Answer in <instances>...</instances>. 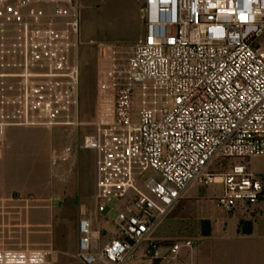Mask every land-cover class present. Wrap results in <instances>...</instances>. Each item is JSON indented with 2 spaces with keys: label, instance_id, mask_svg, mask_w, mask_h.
Here are the masks:
<instances>
[{
  "label": "built area",
  "instance_id": "1",
  "mask_svg": "<svg viewBox=\"0 0 264 264\" xmlns=\"http://www.w3.org/2000/svg\"><path fill=\"white\" fill-rule=\"evenodd\" d=\"M144 35L98 43L94 131L98 214L113 232L78 224L82 264H194L198 239L157 229L189 187L221 184L217 208L231 214L264 196V180L222 159L264 155V0H144ZM79 0H0V146L10 127L77 126L82 45ZM109 55V56H108ZM0 264H52L45 254Z\"/></svg>",
  "mask_w": 264,
  "mask_h": 264
},
{
  "label": "rangeland",
  "instance_id": "2",
  "mask_svg": "<svg viewBox=\"0 0 264 264\" xmlns=\"http://www.w3.org/2000/svg\"><path fill=\"white\" fill-rule=\"evenodd\" d=\"M79 1L82 6L80 124L41 127L43 130L34 139V154L41 160H35L34 167L27 170H32L31 188L0 195V249L17 257L41 252L52 264H82L77 258L80 219H91L95 229L114 230L105 218H115L118 202H112L106 212L97 213L94 198L96 155L94 150L85 148L83 142L84 137L94 131L97 74L107 63L102 59L107 56L105 50L98 43L124 46L128 52L144 35L141 13L144 0ZM235 164L246 165L250 172L264 180V155L222 159L212 166V170L223 174ZM4 177L11 182H24L29 178L2 173L1 178ZM222 195L221 184H192L185 194L190 203L182 202L176 206L163 220L156 235L173 239L195 238L206 232L208 226H213V230L216 226L224 229L232 222L222 220L226 216L214 202ZM253 206L254 212L248 220L256 222L259 214L264 224V196ZM208 216L220 219H209Z\"/></svg>",
  "mask_w": 264,
  "mask_h": 264
},
{
  "label": "crops",
  "instance_id": "3",
  "mask_svg": "<svg viewBox=\"0 0 264 264\" xmlns=\"http://www.w3.org/2000/svg\"><path fill=\"white\" fill-rule=\"evenodd\" d=\"M41 127H10L6 130L3 145L0 146V195L31 188L32 170H27L34 167L35 160H41L39 155L34 154V139L43 130ZM2 173L4 176L29 178L24 182H11L6 177L2 179ZM185 194L179 204L190 203ZM260 206L261 202L257 208L260 209ZM253 212V205L241 206L231 214L222 212L226 216L222 220H230L232 223L222 230L219 226L213 230L211 226L209 234L202 233L195 237L198 244L192 253H185V261L194 264H264V224L259 214L256 222L248 220ZM207 218L220 219L215 216Z\"/></svg>",
  "mask_w": 264,
  "mask_h": 264
},
{
  "label": "trees",
  "instance_id": "4",
  "mask_svg": "<svg viewBox=\"0 0 264 264\" xmlns=\"http://www.w3.org/2000/svg\"><path fill=\"white\" fill-rule=\"evenodd\" d=\"M206 223L208 224V225H210V223H209V221H206ZM210 226H208V229H207V231L206 232H204V234H209L210 233Z\"/></svg>",
  "mask_w": 264,
  "mask_h": 264
}]
</instances>
